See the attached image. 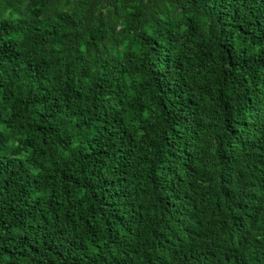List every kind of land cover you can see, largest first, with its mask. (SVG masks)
Wrapping results in <instances>:
<instances>
[{
  "label": "trees",
  "instance_id": "16d2710c",
  "mask_svg": "<svg viewBox=\"0 0 264 264\" xmlns=\"http://www.w3.org/2000/svg\"><path fill=\"white\" fill-rule=\"evenodd\" d=\"M0 264H264V0H0Z\"/></svg>",
  "mask_w": 264,
  "mask_h": 264
}]
</instances>
